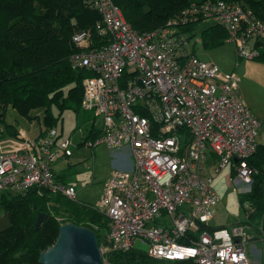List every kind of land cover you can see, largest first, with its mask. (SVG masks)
Masks as SVG:
<instances>
[{
    "label": "built area",
    "instance_id": "built-area-1",
    "mask_svg": "<svg viewBox=\"0 0 264 264\" xmlns=\"http://www.w3.org/2000/svg\"><path fill=\"white\" fill-rule=\"evenodd\" d=\"M92 1L108 44L71 57L74 69L94 75L83 82V109L103 128L87 144L127 146L133 158L132 171H114L94 206L110 221L109 245L102 254L126 252L141 241L159 260L264 264L257 248L264 242V215L256 224L209 227L220 203L217 178L229 170L226 186L248 194L257 174L248 159L260 144L261 125L244 104L239 78L190 55L187 40L172 28L140 34L112 0ZM194 11L216 17L232 34L243 26L264 42V23L239 7L221 3ZM86 37L78 34L73 41L82 44ZM245 44L241 37L240 58L254 59L257 52L245 51ZM71 146L70 139L57 142L54 133L34 141L21 134L0 144V190L21 195L39 186L76 200V188L57 184L51 169L60 152L72 155ZM255 211L247 208V219ZM187 238L191 244L180 243Z\"/></svg>",
    "mask_w": 264,
    "mask_h": 264
},
{
    "label": "trees",
    "instance_id": "trees-1",
    "mask_svg": "<svg viewBox=\"0 0 264 264\" xmlns=\"http://www.w3.org/2000/svg\"><path fill=\"white\" fill-rule=\"evenodd\" d=\"M112 1L140 34L172 28L175 35L191 42L197 26L213 19L214 24L202 31L206 47L234 44L238 59H243L240 38L244 37V50L257 52L251 60L264 65V42L248 35L243 26L232 34L216 17L194 11L223 3L226 8L239 7L264 23V0ZM93 5L92 0H0V128L6 130L7 137L17 139L20 135V128L6 120L8 108L27 119V126L34 127L37 122L41 126L43 120L45 126L39 138L54 133L57 142L66 140L56 130L64 125L66 113L74 114L79 124L91 125L87 137L78 144L80 148L101 136L103 127L97 126L96 116L83 109V82L94 75L87 69H74L71 63L72 55L108 44L109 36L98 29L102 15ZM195 17L199 18L192 19ZM174 21L176 24L169 25ZM82 33H86V41L75 44L74 36ZM190 55L198 57L194 50ZM63 156L67 158L64 153ZM248 161L257 170L252 190L248 194L233 193L239 197L244 221L231 228L226 224H210L211 229H232L245 222L256 224L264 215V144H259ZM51 169L57 184L70 185L71 168L58 171L51 165ZM249 207H255L256 211L247 219ZM5 213H10L11 228L0 236V264H40V254L55 245L60 227L69 223L94 231L100 248L109 245L110 221L104 214L91 203L72 200L61 192L54 194L50 188L33 186L21 195L0 190V216ZM39 213L47 214L48 220L37 230L35 222ZM190 236L196 238V234ZM180 243L191 244L189 238ZM103 259L105 264H200L196 258L155 259L147 250L137 247L126 252H107Z\"/></svg>",
    "mask_w": 264,
    "mask_h": 264
},
{
    "label": "rangeland",
    "instance_id": "rangeland-1",
    "mask_svg": "<svg viewBox=\"0 0 264 264\" xmlns=\"http://www.w3.org/2000/svg\"><path fill=\"white\" fill-rule=\"evenodd\" d=\"M213 24V19L200 23L196 28L194 39L191 42L187 41L186 50L188 53L194 50L203 62L214 63L225 73L236 74L240 80V91L244 98V104L251 108L253 115L261 123L259 142L264 144V65L255 60L238 59L234 44L227 43L222 47H206L205 42L202 41V31ZM186 37H189V35H186ZM40 115H42L41 112ZM63 118L64 125L59 126L56 130L59 134L63 133L61 138L71 139L70 151L72 155L66 158L60 152V157L54 163V168L58 171H67L71 168L68 171L69 184L76 188L77 200L87 204L91 203L94 207L104 192L110 172L114 169L113 157L109 153L110 148L104 144L95 149L89 148L88 145L92 139L89 140V144L80 148L78 144L87 137L91 125L79 124L72 113L64 114ZM6 120L11 125H17L18 129L23 128L31 141L39 137L38 134L45 126L42 120L41 126L37 122L34 127L28 128V120L21 118L12 108H8ZM4 131L0 134V144L7 140H14L7 137ZM19 136H21V132ZM4 149L9 150L7 147ZM228 178L229 170L221 174L216 180L215 188L219 193L220 203L215 209L217 218L212 225L226 224L228 225L227 228H231L235 223L244 221V211L238 195L233 194L226 186ZM136 247L147 250V245L141 241H137ZM257 248L258 250H264V244L259 243Z\"/></svg>",
    "mask_w": 264,
    "mask_h": 264
},
{
    "label": "water",
    "instance_id": "water-1",
    "mask_svg": "<svg viewBox=\"0 0 264 264\" xmlns=\"http://www.w3.org/2000/svg\"><path fill=\"white\" fill-rule=\"evenodd\" d=\"M47 220V214L39 213L35 228L40 229ZM10 228V213H5L0 216V236ZM39 262L40 264H105L96 233L89 228L71 223L60 227L55 245L40 254Z\"/></svg>",
    "mask_w": 264,
    "mask_h": 264
},
{
    "label": "crops",
    "instance_id": "crops-1",
    "mask_svg": "<svg viewBox=\"0 0 264 264\" xmlns=\"http://www.w3.org/2000/svg\"><path fill=\"white\" fill-rule=\"evenodd\" d=\"M241 95H242V93H241ZM242 97H243V95H242ZM243 100H244V98H243ZM249 109L251 110V108H249ZM251 112H252V110H251ZM252 114H253V112H252ZM260 125H261V123H260ZM27 127L28 128H31V126H29V125ZM20 132H21V134L23 136H27L28 137L27 132L23 128L20 129ZM101 145H103V144H101ZM98 146H100V145H98ZM98 146L92 147V149H95ZM110 151H109V153L113 157V168H114L113 171L110 172V174H109L110 177H111V175H112V173L114 171H124V172H131L132 171V168H133V158H132V155H131V151H130V149L127 146H123V147L116 148V149H111L110 148ZM108 177L106 178V180L108 179Z\"/></svg>",
    "mask_w": 264,
    "mask_h": 264
},
{
    "label": "clouds",
    "instance_id": "clouds-1",
    "mask_svg": "<svg viewBox=\"0 0 264 264\" xmlns=\"http://www.w3.org/2000/svg\"><path fill=\"white\" fill-rule=\"evenodd\" d=\"M127 23H128V22H127ZM220 69H221V68H220ZM38 138H39V137H38ZM38 138H37V139H38ZM70 186H71V185H70ZM76 191H77V190H76ZM76 199H77V198H76Z\"/></svg>",
    "mask_w": 264,
    "mask_h": 264
}]
</instances>
